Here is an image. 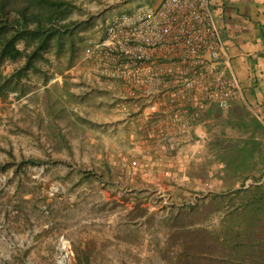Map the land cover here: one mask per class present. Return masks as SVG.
Returning <instances> with one entry per match:
<instances>
[{
	"label": "rangeland",
	"instance_id": "rangeland-1",
	"mask_svg": "<svg viewBox=\"0 0 264 264\" xmlns=\"http://www.w3.org/2000/svg\"><path fill=\"white\" fill-rule=\"evenodd\" d=\"M155 1L77 0V33L96 44L113 17ZM82 52L47 84L27 81L26 96L0 98V264H172L175 215L211 198L201 147L154 156L161 136L146 135L135 119L129 130L121 124L120 99L102 100L90 51ZM18 65L6 62L3 72ZM31 157L44 161L18 173L16 163ZM219 221L216 213L204 222Z\"/></svg>",
	"mask_w": 264,
	"mask_h": 264
},
{
	"label": "built area",
	"instance_id": "built-area-1",
	"mask_svg": "<svg viewBox=\"0 0 264 264\" xmlns=\"http://www.w3.org/2000/svg\"><path fill=\"white\" fill-rule=\"evenodd\" d=\"M85 59L100 76L120 82L124 99L141 103V111L165 109L158 124L183 136L197 115L243 93L210 0H161L116 15ZM168 133L161 139L177 147Z\"/></svg>",
	"mask_w": 264,
	"mask_h": 264
},
{
	"label": "trees",
	"instance_id": "trees-1",
	"mask_svg": "<svg viewBox=\"0 0 264 264\" xmlns=\"http://www.w3.org/2000/svg\"><path fill=\"white\" fill-rule=\"evenodd\" d=\"M79 8L77 0H0V98L12 92L18 98L26 96L33 91L27 82L31 78L47 84L56 73L71 68L84 47L92 49L95 44L77 33L84 23L73 17ZM6 62L19 65L5 74ZM43 161L23 158L16 163L17 172H26L28 165ZM205 199L207 196L175 215L172 241L180 249L167 255L170 262L264 264V181L242 182L235 189L211 194L207 203ZM216 213L219 223H207Z\"/></svg>",
	"mask_w": 264,
	"mask_h": 264
},
{
	"label": "crops",
	"instance_id": "crops-1",
	"mask_svg": "<svg viewBox=\"0 0 264 264\" xmlns=\"http://www.w3.org/2000/svg\"><path fill=\"white\" fill-rule=\"evenodd\" d=\"M210 1L222 37L230 46L232 65L243 93L225 108L212 106L204 115H197L184 136L175 127L158 124L168 114L165 109L154 115L141 111V103L124 99L125 89L120 82L93 73L100 89L106 90L102 100L111 103L120 99L119 119L127 130L130 120L135 119L148 136L169 131L177 147H169L160 138L156 142L159 148L153 147L157 148L154 156L161 150L201 147V183L209 195L235 189L242 182L264 181V0ZM160 2L156 0L154 4ZM191 111L186 110V114ZM132 149L135 156L141 152L140 147ZM241 160L245 162L241 164ZM192 169L194 166H189V174Z\"/></svg>",
	"mask_w": 264,
	"mask_h": 264
}]
</instances>
